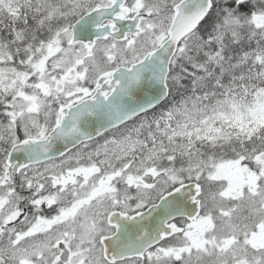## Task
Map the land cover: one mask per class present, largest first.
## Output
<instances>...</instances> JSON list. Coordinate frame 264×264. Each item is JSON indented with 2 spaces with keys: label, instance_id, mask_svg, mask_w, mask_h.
I'll list each match as a JSON object with an SVG mask.
<instances>
[{
  "label": "snow or ice",
  "instance_id": "6c2138e0",
  "mask_svg": "<svg viewBox=\"0 0 264 264\" xmlns=\"http://www.w3.org/2000/svg\"><path fill=\"white\" fill-rule=\"evenodd\" d=\"M0 264H264V0H0Z\"/></svg>",
  "mask_w": 264,
  "mask_h": 264
}]
</instances>
